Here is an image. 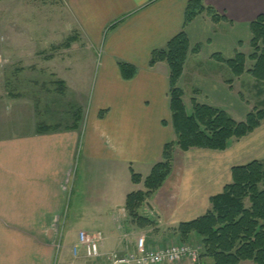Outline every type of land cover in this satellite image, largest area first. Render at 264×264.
Returning a JSON list of instances; mask_svg holds the SVG:
<instances>
[{
  "label": "crops",
  "instance_id": "crops-1",
  "mask_svg": "<svg viewBox=\"0 0 264 264\" xmlns=\"http://www.w3.org/2000/svg\"><path fill=\"white\" fill-rule=\"evenodd\" d=\"M190 1L14 0L53 25L35 37L63 42L38 40L33 47L26 41L21 70L0 95V264H113L150 235L149 228H134L126 204L145 191L165 146L177 140L169 66L152 68L150 61L184 29L191 44L179 82L184 104L191 94L237 122L252 112L227 84L250 75L235 78L213 56L254 53L251 24L264 16V0H203L227 20L214 24L203 14L185 28ZM73 37L70 47L54 50ZM86 61L100 71L93 98L71 88L80 85L77 79L86 83L76 72L81 62L89 67ZM119 63L137 68V76L124 80ZM249 64L255 63L248 61L247 70ZM256 161L264 163V124L225 152L177 147L170 177L146 205L158 217L152 229L163 230L160 238L180 237L178 227L205 216L211 199L232 183V170ZM82 234L102 235L99 257L87 256ZM153 239L150 246L161 241Z\"/></svg>",
  "mask_w": 264,
  "mask_h": 264
},
{
  "label": "trees",
  "instance_id": "trees-1",
  "mask_svg": "<svg viewBox=\"0 0 264 264\" xmlns=\"http://www.w3.org/2000/svg\"><path fill=\"white\" fill-rule=\"evenodd\" d=\"M203 14L214 24L227 20L213 7H206L203 0H191L186 10L185 28ZM251 33L254 53L250 57L237 52L230 60H225L220 54L214 55L213 59L226 64L235 78L249 74L263 84L264 16L251 24ZM74 41V37L69 38L54 50L70 47ZM193 52L198 54L200 47H196ZM190 53L191 44L184 29L166 48L155 51L151 57L150 67L167 63L170 69L169 98L177 140L165 146L163 162L157 164L145 180V191L128 197L126 210L135 220H140L138 212L170 177L177 147L184 153L192 149L225 152L234 141L246 138L264 124V108H255L244 122H237L226 111L199 104L196 99L192 100L193 114L190 116L184 104V92L179 88ZM248 61L255 63L250 70L246 68ZM119 68L126 81L137 76V68L130 64L119 63ZM227 84L232 88L234 81H228ZM232 178V183L225 187L223 193L211 199V209L205 216L181 224L177 232L182 242L189 241L192 235L198 236L212 264H264V163L256 161L235 167ZM132 179L135 184L142 182V178L134 173ZM146 224L152 223L147 220Z\"/></svg>",
  "mask_w": 264,
  "mask_h": 264
},
{
  "label": "rangeland",
  "instance_id": "rangeland-1",
  "mask_svg": "<svg viewBox=\"0 0 264 264\" xmlns=\"http://www.w3.org/2000/svg\"><path fill=\"white\" fill-rule=\"evenodd\" d=\"M14 0L10 3L8 0H0V95L1 94H8L9 90L6 87V83L9 79V77L12 75V78L14 77V75L16 76L17 73H19V71L21 69L18 68V66L20 65V60H21V56H20V52H19V48H21L22 46L25 47L26 45V41H28V43L30 42L31 46H36L38 43L37 41L39 40V43L41 45H45V43H51L52 42H63L60 38L57 37H50V35H45L44 37L38 39L37 37H35V33L36 31H41V30H46L44 29L45 26L48 24L50 26L52 30V24L50 22L47 21H43L42 20V14L37 13V15H35L36 13L32 14L30 13L31 9H28L26 6H21L18 4H14ZM35 16V17H34ZM46 17H50L52 18V15H46ZM36 18V19H35ZM29 21V22H27ZM27 32H28V36H27ZM30 32L34 33V36H30V39L28 38L30 35ZM38 51V50H37ZM31 57H35V56H40L39 53L37 54H31ZM92 56L91 54H86V57H90ZM25 57V56H24ZM81 66H83V68L81 69H77L76 72L82 76V77H86V83L84 82V80H75L78 83H80V85L76 84L75 87L71 86L72 89L76 90V92H78L81 95H86L91 96L92 98L95 97V93L97 92V81L99 78V74L100 71L97 68V66H91L89 65V62H85V65L89 66V67H84V64L81 62ZM253 64H249L248 69H252ZM18 69H17V68ZM224 69L226 71H229L228 67L224 66ZM204 71H206V69L204 68ZM250 76H245L243 79L244 80H238L234 83V90L237 96H239V98L241 97V99L245 102H247L248 104L246 106H250L251 110L253 111L255 108H264V83H258V82H254L252 80H250L249 78ZM240 81H243L240 82ZM187 100H186V110L187 113L191 116L193 114V104H192V100L194 98H192V95L189 94V96H187ZM232 117V116H231ZM233 118V117H232ZM234 118L239 121L240 119H237L235 116ZM233 118V119H234ZM264 189V186L262 187ZM147 205V204H146ZM146 205L144 207L141 208V210L138 212L139 215V219L140 220H135L133 219L129 213L128 216H130L131 222L134 224V228L135 229H147L148 233L151 231V233H149L150 235L146 237L147 240H149L150 238L152 240H154L153 238H157V239H161L163 238V236H161V238L159 237L160 235H162L163 230L162 229H157L154 230L152 229L153 227H155V223L157 221V216H155L151 210L146 207ZM246 206L249 208L250 204L247 202ZM129 219V218H128ZM150 221L152 224L148 225L146 224V221ZM160 228V227H159ZM158 232V233H155ZM200 238L196 235H192L189 241H185L182 242V238L181 237H176L173 238L172 236H165L163 239H161L160 242H158L157 240H155V243H152L153 247H157L160 246L161 244H166V242L170 241L171 244L174 243H191L193 245L197 244L199 246H201L202 248V252H201V258L199 260L198 264H212V260L208 259L205 255V249H203L202 245H200ZM152 242V241H151ZM242 264H253L250 262H245Z\"/></svg>",
  "mask_w": 264,
  "mask_h": 264
},
{
  "label": "built area",
  "instance_id": "built-area-1",
  "mask_svg": "<svg viewBox=\"0 0 264 264\" xmlns=\"http://www.w3.org/2000/svg\"><path fill=\"white\" fill-rule=\"evenodd\" d=\"M102 235L89 239L80 235V242L89 258L100 255ZM201 246L191 243H168L163 246H150L145 237L137 240L135 248L123 256H114L113 264H198L201 258Z\"/></svg>",
  "mask_w": 264,
  "mask_h": 264
}]
</instances>
